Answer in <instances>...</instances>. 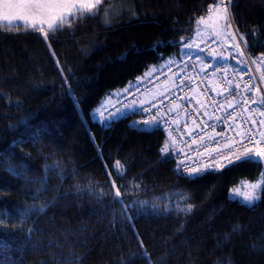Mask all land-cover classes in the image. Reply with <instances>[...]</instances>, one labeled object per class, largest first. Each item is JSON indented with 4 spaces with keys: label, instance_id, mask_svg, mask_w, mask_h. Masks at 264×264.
<instances>
[{
    "label": "trees",
    "instance_id": "obj_1",
    "mask_svg": "<svg viewBox=\"0 0 264 264\" xmlns=\"http://www.w3.org/2000/svg\"><path fill=\"white\" fill-rule=\"evenodd\" d=\"M219 3L104 0L71 17V27L48 30L47 39L0 23V228L8 233H0V264H264V196L260 190L249 205L232 194L262 178L264 166L189 181L172 153L160 151L168 142L163 127L137 130L131 114L108 127L94 118L112 91L181 58ZM231 13L249 53L264 58V0H233ZM22 162L23 175L8 173ZM117 190L133 206L127 214L113 199ZM177 198L184 202L172 205ZM22 211L29 213L23 223Z\"/></svg>",
    "mask_w": 264,
    "mask_h": 264
},
{
    "label": "built area",
    "instance_id": "obj_2",
    "mask_svg": "<svg viewBox=\"0 0 264 264\" xmlns=\"http://www.w3.org/2000/svg\"><path fill=\"white\" fill-rule=\"evenodd\" d=\"M227 1L220 0V3ZM234 28L236 41L209 35L198 43L192 56L172 57L164 69H154L130 82L105 109L104 115L109 117L115 109L127 108V115H133L129 124L136 128L134 121L151 122L155 114L167 113L161 125L167 134L168 152L177 165L181 160L185 164L196 160L207 163L205 148L211 151L217 147L215 141L224 148L225 137L240 139L233 128L244 130L253 127L252 119H264L259 116V112L264 111L262 63L249 53L235 24ZM253 100L256 103H252ZM139 108H151L152 112L134 114L133 109ZM221 131L224 136H217ZM235 190L236 187L232 192Z\"/></svg>",
    "mask_w": 264,
    "mask_h": 264
},
{
    "label": "snow or ice",
    "instance_id": "obj_3",
    "mask_svg": "<svg viewBox=\"0 0 264 264\" xmlns=\"http://www.w3.org/2000/svg\"><path fill=\"white\" fill-rule=\"evenodd\" d=\"M233 0H228V3L223 7L222 11L225 13V17L227 18L228 9L231 7ZM104 3V0H0V5L3 7L2 13H0V18L3 21L8 22L11 24L12 21H21V20H28L29 16L32 17V28L34 30L40 31L44 33L45 39L48 38V32H44L43 27H38V25L47 24L49 31H55L57 29H63L65 27H71L72 21L68 19V17L75 18L76 10L80 13H93L94 10H98L100 6ZM14 10H20L14 13ZM27 13L25 15L24 13ZM135 16V13H133ZM39 16V20L36 17ZM185 38L182 37L181 41ZM243 40V37H241ZM158 46V45H157ZM191 44H184L182 50L184 51V55L192 56L193 53L190 51ZM203 50L201 49V52ZM221 59H226L221 57ZM220 62L217 61V64ZM58 64V62H57ZM59 66V64H58ZM241 71H245V69H241ZM71 73V70H69ZM60 75L63 77L62 79V87H66V94L69 96L72 95V88L68 85L69 77L65 76L63 70L61 69ZM237 87H239L237 85ZM128 89H125L127 92ZM78 103V101H75ZM252 103H256L255 100ZM154 107V106H153ZM231 107V105H229ZM253 111H256L255 109ZM128 109H115L114 111L110 112L109 118L103 120V125L105 127L110 126L114 123L119 117H125L127 115ZM134 114H141V113H151V108H139L133 109ZM102 115V113H101ZM167 113H157L155 114L153 120L149 122L145 119L142 123L134 121L133 123L136 126L137 130L142 132H148L151 130H160L162 128L161 120H163L164 116ZM260 117H264V111L259 112ZM98 122L99 117H96ZM219 120V118H217ZM166 122V121H165ZM22 125L23 121H19ZM252 126L244 130L237 131L235 128L232 130L236 132V136L240 137V139L228 138L225 137V144L224 148L219 147V141H215L217 147H214L211 151L207 148L204 149L207 152V163H204L202 160H196L193 164H185L184 160H181L177 165V172L182 176L186 177L189 181H196L201 180L208 175H222L225 171L236 167H242L249 164H255L258 166H264V119H252L251 120ZM214 127V126H213ZM239 127V126H237ZM217 136H224V132L221 131L220 133H216ZM203 140V137L200 138ZM209 139L215 140L214 137H209ZM229 139L232 142H228ZM29 142L32 143L34 146L40 142V137L38 135H34L29 138ZM195 141H193L194 143ZM16 143L14 142L11 146L12 149L16 147ZM18 143H24V139L20 138ZM253 145V147H249L248 145ZM226 149V150H225ZM161 153L168 152V146H165L160 150ZM14 154V152L12 153ZM179 155V153H176ZM169 157H164L165 161ZM47 159V158H46ZM187 159L191 160V157H187ZM0 163H3V160H0ZM198 165V166H197ZM58 165L53 166H46L45 172L56 171ZM113 169L115 170V174L118 178H123L124 173L120 171L122 167L120 161H116L113 164ZM7 171L14 177H18L24 174V164L22 162V166L20 169H16L15 167L8 166ZM111 175V173H109ZM261 177L264 178V172L261 173ZM63 179V177H60ZM26 182H27V178ZM46 179V178H45ZM34 183H40V181H34ZM264 183V181H262ZM253 190L257 188H261V196H264V187L260 184H254L250 186ZM239 192V189L236 190ZM40 195L39 192L33 195V199L37 198ZM244 201L247 202L249 205L253 204L255 201L261 199V196L255 195L253 192H247L243 194ZM121 192L117 190L115 192L114 200L116 203H119L122 207L124 214H127L129 211L133 210L132 205L125 204L123 199H120ZM46 210L45 207H41L38 209L39 212H44ZM187 213L191 212V206L185 210ZM29 213L22 211L20 213L21 222H26V217H28ZM5 220L2 216H0V225H3ZM32 229H29V238L31 235ZM0 233H4L8 235V233L4 232V229L0 228ZM30 242V239L29 241ZM141 247H143V243L141 242Z\"/></svg>",
    "mask_w": 264,
    "mask_h": 264
},
{
    "label": "rangeland",
    "instance_id": "obj_4",
    "mask_svg": "<svg viewBox=\"0 0 264 264\" xmlns=\"http://www.w3.org/2000/svg\"><path fill=\"white\" fill-rule=\"evenodd\" d=\"M228 2V1H227ZM220 4V3H219ZM218 4V5H219ZM226 4V3H223ZM218 5L216 6L218 8ZM215 7V8H216ZM224 7V6H221ZM230 9V13H227V17H229L228 19L225 17V13L223 11L219 12V15H217L216 13H209L207 16L204 17L202 25L200 23V30H203V34L204 35H210V36H221L223 38L226 39H230L232 41H236L237 40V35L236 32L234 30H232V26L230 25V23H233V19H232V13H231V7ZM3 11V7L2 5H0V13H2ZM20 10H14L15 12H18ZM75 12V17H77V14H79L78 11L73 10ZM25 15H27V13H24ZM71 17H68V19H70ZM37 20H39V16L36 17ZM219 20H221V22L219 23ZM32 17L29 16L28 20H21V21H12L11 24H9L8 22H5L2 20V18H0V23L4 24V25H8V26H17V25H24L27 27H31L32 28ZM229 23V24H228ZM38 27H43L44 28V32H47L49 29L47 27L46 24L44 25H38ZM199 29V28H198ZM197 29V32H198ZM214 30H217L218 33H214ZM196 32V33H197ZM241 36V35H240ZM244 42V40H243ZM197 43V42H196ZM245 43V42H244ZM259 59L262 61V68L264 67V58H260ZM114 99V100H113ZM115 102V97L113 94H109L102 102L101 104L95 109L97 116L99 117V121L103 122V120L109 118L108 116H105V109H107L110 105H112ZM102 113V115H101ZM168 143V144H167ZM166 144L169 145V142H167ZM262 178H260L258 181H248V180H244L242 181L239 185L236 186V190L239 189V192H237L235 190V192L232 194L237 197L240 198L244 201V193L247 192H253L255 193V195L259 196L260 194V190L261 188H257L255 190H253L250 186L254 185V184H260L262 185ZM184 202L183 199H173L171 200L172 205L174 203H182Z\"/></svg>",
    "mask_w": 264,
    "mask_h": 264
},
{
    "label": "crops",
    "instance_id": "obj_5",
    "mask_svg": "<svg viewBox=\"0 0 264 264\" xmlns=\"http://www.w3.org/2000/svg\"><path fill=\"white\" fill-rule=\"evenodd\" d=\"M227 4V3H226ZM226 4H223L222 2L218 5V8L216 7V8H214V10L212 11V13H216L217 15H219V12L220 11H222V9H223V7H221V6H225ZM230 13V9H228V14ZM229 17H227V19H228ZM203 19L204 18H202L201 20H200V23L201 22H203ZM221 22V20H219V23ZM222 23V22H221ZM229 24V23H228ZM47 25V24H46ZM201 25H202V23H201ZM200 24H199V26H198V32L196 33V35L193 37V38H191L188 42H186V44H191V49H190V51L191 52H194L195 50H196V48H197V45H198V43L200 42V41H203V40H205L208 36H209V34L208 35H204L203 34V30H200V26H201ZM230 25L232 26V30H234L235 31V28H234V22L232 23H230ZM197 42V43H196ZM183 56L182 57H186V55H184V51H183V54H182ZM173 58H177V57H173ZM172 57H170V58H168V59H166L165 61H163V62H160V63H158V64H156V65H153L152 67H150V69H148V71H146L145 73H144V75H146L147 73H149L150 71H152V70H154V69H157V68H161V69H164L166 66H168V64L170 63V61L173 59ZM144 75H141V76H139V78H143V76ZM123 88H121V89H117V90H114V91H112L110 94H113L114 95V97H115V101H116V98H117V96L119 95V93L121 92V90H122ZM109 95V94H108ZM107 95V96H108ZM106 96V97H107ZM105 97V98H106ZM104 98V99H105ZM103 99V100H104ZM114 100V99H113ZM111 106V105H110ZM96 117H98L97 116V114H96V111H94V118H96ZM97 119V118H96Z\"/></svg>",
    "mask_w": 264,
    "mask_h": 264
}]
</instances>
